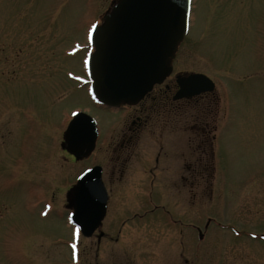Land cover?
Masks as SVG:
<instances>
[{"label":"rangeland","instance_id":"1","mask_svg":"<svg viewBox=\"0 0 264 264\" xmlns=\"http://www.w3.org/2000/svg\"><path fill=\"white\" fill-rule=\"evenodd\" d=\"M115 1L0 0V264H78L79 251L80 264H126V257L128 264H184L185 242L192 264H264V0H192L189 32L173 61L171 79L203 73L219 99L216 177L209 188L193 186L192 223L203 228L214 217L241 233L235 241L211 225L215 235L201 243L193 230L191 246L171 220L187 221L184 198L167 178L169 127L163 148L146 135L130 160L123 154L117 161L110 152L126 114L94 103L89 85L74 79L86 80L89 31ZM77 112L91 115L99 130L97 149L80 162L61 148ZM160 151L153 178L140 163L148 160V171ZM94 164L110 195L101 230L116 237L121 228L118 244L97 245L69 222L76 178ZM156 205L122 227L126 216Z\"/></svg>","mask_w":264,"mask_h":264},{"label":"water","instance_id":"2","mask_svg":"<svg viewBox=\"0 0 264 264\" xmlns=\"http://www.w3.org/2000/svg\"><path fill=\"white\" fill-rule=\"evenodd\" d=\"M191 0H118L91 31L94 52L88 60L92 94L101 106L119 109L136 105L172 74L173 60L189 31ZM176 99L213 92L204 74L177 77ZM96 120L79 112L64 133V148L77 159L93 153L98 139ZM71 223L91 238L106 217L108 192L103 168L94 166L79 178L68 197Z\"/></svg>","mask_w":264,"mask_h":264},{"label":"flooded vegetation","instance_id":"3","mask_svg":"<svg viewBox=\"0 0 264 264\" xmlns=\"http://www.w3.org/2000/svg\"><path fill=\"white\" fill-rule=\"evenodd\" d=\"M88 53L91 52V48L87 46ZM79 50H76V54ZM194 72H191L192 74ZM198 73V72H196ZM173 74V73H172ZM171 74V76H172ZM203 74V73H202ZM169 76L162 84L157 85L153 90L138 104L136 105H125L118 109L117 112L125 113L123 120L120 122L119 133L122 134L121 141L117 146L111 147V155H116V160H119V156H130L127 160H130L137 151L136 144L146 135L157 136L159 142V148H163L162 137L165 132V128L169 127V132L171 138L174 139L172 145L170 146L169 153V169L167 171L169 176L171 186L174 190L178 191L176 197L183 199L185 203V217L187 221H183L182 217L171 218L172 223L175 227L181 226V229L186 230V234L189 235L188 245H192V231L194 230L197 234V239L199 242H208L209 237H213L214 233L210 232V226L214 225L217 228L227 230L229 234L227 237L232 236L233 240H238V227H232L227 224L222 225L221 220H216L214 217H205V222L203 228L192 223V202H193V186L200 184L201 186L206 185L207 188L213 185V181L216 177V160L214 153V144L217 138V132L219 129V99L213 92H205L193 97H186L182 99H176L180 87L177 83V77H186L187 75L179 74L175 79H171ZM76 85L80 88L85 85H91V82L81 81L76 77ZM159 126L160 131L155 132L154 126ZM118 131V130H116ZM115 132V130H114ZM157 134V135H156ZM61 148L63 152H67L64 148V141L61 143ZM97 149V147H96ZM95 149V150H96ZM95 152V151H94ZM94 152L83 158L77 159L75 156L71 155L75 162H80L90 158ZM138 154V153H137ZM196 154L195 159L193 155ZM161 151L158 152L154 158V166L149 167L148 171L145 167L149 165L148 160H143L140 166L144 167V171L147 174L152 175L153 178L156 177V170L160 167L162 156ZM124 161V160H123ZM146 161V162H145ZM125 163V162H124ZM97 164L92 165L91 167ZM123 166L120 168V175L124 176L125 169ZM116 170V169H115ZM115 170H112L111 177L115 175ZM149 172V173H148ZM81 175V174H80ZM76 178L73 189L76 187V182L79 176ZM184 191V195L181 192ZM109 193V191H108ZM212 191L207 189L206 198L209 200L213 199ZM110 201V195L108 196V204ZM158 205L153 209L145 211L142 214L135 212L132 217H125V221L122 222V227L128 224L132 219H145L147 215L153 214L157 211ZM125 215V214H124ZM128 221V222H126ZM220 221V222H219ZM103 224V223H102ZM102 227V225H101ZM101 227L94 233L92 237H97V245H100L101 240L108 239L109 241L118 244L120 242L119 233L121 228L117 230L116 237H111L109 233L102 231ZM190 230V234H188ZM230 230V231H228ZM98 234L96 235V233ZM182 231H180V234ZM185 234V237L187 236ZM211 234V235H210ZM222 234V233H221ZM210 235V236H209ZM220 235V234H218ZM222 235H225L224 233ZM91 237V238H92ZM235 238V239H234ZM260 240H264V233L261 234ZM185 254L180 257L184 264H192L191 254L187 249L186 242L184 243ZM188 250V251H187ZM187 253V254H186ZM129 259L126 257V264L129 263ZM76 261L80 264V251L77 255ZM95 264H99L95 262Z\"/></svg>","mask_w":264,"mask_h":264},{"label":"snow or ice","instance_id":"4","mask_svg":"<svg viewBox=\"0 0 264 264\" xmlns=\"http://www.w3.org/2000/svg\"><path fill=\"white\" fill-rule=\"evenodd\" d=\"M96 28V25H92V29H95ZM89 39H91V30H90V34H89ZM77 231H79L78 229H77ZM73 247H75V246H73Z\"/></svg>","mask_w":264,"mask_h":264}]
</instances>
